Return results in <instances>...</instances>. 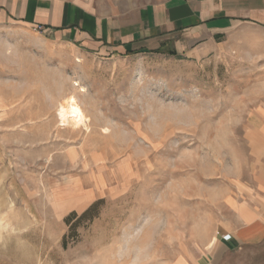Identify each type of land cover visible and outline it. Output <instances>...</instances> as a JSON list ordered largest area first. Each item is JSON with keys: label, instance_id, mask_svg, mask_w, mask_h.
<instances>
[{"label": "rangeland", "instance_id": "rangeland-1", "mask_svg": "<svg viewBox=\"0 0 264 264\" xmlns=\"http://www.w3.org/2000/svg\"><path fill=\"white\" fill-rule=\"evenodd\" d=\"M230 39L95 55L0 28V264H264V238L217 249L264 115V58ZM71 95L85 128L59 122Z\"/></svg>", "mask_w": 264, "mask_h": 264}, {"label": "crops", "instance_id": "crops-1", "mask_svg": "<svg viewBox=\"0 0 264 264\" xmlns=\"http://www.w3.org/2000/svg\"><path fill=\"white\" fill-rule=\"evenodd\" d=\"M3 27L39 28L43 36L86 54L158 51L182 58L201 55L238 31V44H254L264 58V0H0ZM250 32L254 38L246 35ZM249 129L259 166L252 170L248 186L236 190L234 224L222 233L230 240L217 241L220 252L264 238V115L254 116ZM244 196L245 201L239 199ZM213 262L211 258L205 264Z\"/></svg>", "mask_w": 264, "mask_h": 264}, {"label": "bare ground", "instance_id": "bare-ground-1", "mask_svg": "<svg viewBox=\"0 0 264 264\" xmlns=\"http://www.w3.org/2000/svg\"><path fill=\"white\" fill-rule=\"evenodd\" d=\"M74 86H77L76 84ZM83 92V90H81ZM59 111V122L61 126L71 125L74 127L83 126L85 128L88 119H86L84 112L79 106L77 99L71 95L68 96ZM106 133V130H103Z\"/></svg>", "mask_w": 264, "mask_h": 264}, {"label": "trees", "instance_id": "trees-1", "mask_svg": "<svg viewBox=\"0 0 264 264\" xmlns=\"http://www.w3.org/2000/svg\"><path fill=\"white\" fill-rule=\"evenodd\" d=\"M152 54H159V52L158 51H152L151 52ZM170 56H172V57H178V56H176L173 52H169L168 53ZM89 210H90V208L83 214V215H86V214H88V212H89Z\"/></svg>", "mask_w": 264, "mask_h": 264}, {"label": "built area", "instance_id": "built-area-1", "mask_svg": "<svg viewBox=\"0 0 264 264\" xmlns=\"http://www.w3.org/2000/svg\"><path fill=\"white\" fill-rule=\"evenodd\" d=\"M36 31L39 33V32H41L42 30L39 29V28H37ZM229 240H230V237H229V236H225V237H223V241L227 242V241H229Z\"/></svg>", "mask_w": 264, "mask_h": 264}]
</instances>
